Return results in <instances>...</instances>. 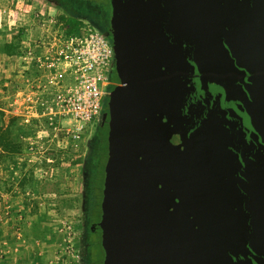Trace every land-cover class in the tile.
<instances>
[{
  "label": "water",
  "instance_id": "1",
  "mask_svg": "<svg viewBox=\"0 0 264 264\" xmlns=\"http://www.w3.org/2000/svg\"><path fill=\"white\" fill-rule=\"evenodd\" d=\"M103 264H264V0H108Z\"/></svg>",
  "mask_w": 264,
  "mask_h": 264
},
{
  "label": "crops",
  "instance_id": "2",
  "mask_svg": "<svg viewBox=\"0 0 264 264\" xmlns=\"http://www.w3.org/2000/svg\"><path fill=\"white\" fill-rule=\"evenodd\" d=\"M23 6L24 0H0V128H6L14 118L11 128L23 146L22 152L14 157L0 150V264H37V258L42 261L39 264H50L48 261L55 257L64 235L57 226H52L51 220L43 221L37 210L32 211L26 197L36 174L35 156L29 150L34 127L20 114L33 99L40 102L33 104L29 114L47 111V103H52L58 91L54 75L63 76L65 65L61 63L55 72L47 65L46 58L53 55L49 52L50 45L43 41L44 30L28 31L22 41H16L18 30L11 23L6 28L7 14L15 16ZM28 7L32 9L33 5ZM10 43L18 44L12 55L5 50ZM27 51L32 53L30 59H26Z\"/></svg>",
  "mask_w": 264,
  "mask_h": 264
},
{
  "label": "rangeland",
  "instance_id": "3",
  "mask_svg": "<svg viewBox=\"0 0 264 264\" xmlns=\"http://www.w3.org/2000/svg\"><path fill=\"white\" fill-rule=\"evenodd\" d=\"M90 1L97 2L106 9L108 7L106 0ZM29 5H33V8L29 9ZM99 8L84 6L74 0H24V6L19 13L16 12L15 16L7 14L4 23L7 24L6 28L10 27L11 23L12 27L18 30L15 32L16 41H22L21 31L22 36H25L28 31L43 30L36 16L39 14L55 17L64 24L66 32H72L82 24V21H87L105 33L107 41L113 45L110 12ZM70 21L77 25H69ZM109 90L111 93L113 88L109 87ZM102 105L106 106L105 101H102ZM51 121L53 120L49 114H43L30 121L34 131L31 134L32 145L29 150L35 156L33 168L36 174L25 194L31 203V210H37L43 221L51 220L52 226H57L58 232L64 235L62 243L55 250V257L48 263L91 264L89 242L92 239L90 228L92 224L88 222L87 199L100 121L88 125L82 140L77 144L64 140L62 134L49 124ZM55 121L64 129L70 127L69 117ZM18 226H15L16 230ZM100 251L98 250L99 260L104 261ZM40 262L42 263L39 258L35 261L37 264Z\"/></svg>",
  "mask_w": 264,
  "mask_h": 264
},
{
  "label": "built area",
  "instance_id": "4",
  "mask_svg": "<svg viewBox=\"0 0 264 264\" xmlns=\"http://www.w3.org/2000/svg\"><path fill=\"white\" fill-rule=\"evenodd\" d=\"M36 16L46 32L43 41L50 45L49 52L53 55L46 58L47 65L53 71L61 63L65 68L63 76L54 75L58 91L52 103H47L48 113L34 111L29 114L33 104L40 102L33 99L20 115L23 114L22 118L27 123L43 114L51 115L53 121L49 124L53 129L60 132L64 140L77 144L88 125L101 119L103 96L116 68V51L107 41L106 34L90 22L82 21L79 27L68 33L64 24L55 17ZM31 57L32 53L27 51L26 59ZM66 117L71 123L69 128L64 129L55 119Z\"/></svg>",
  "mask_w": 264,
  "mask_h": 264
},
{
  "label": "trees",
  "instance_id": "5",
  "mask_svg": "<svg viewBox=\"0 0 264 264\" xmlns=\"http://www.w3.org/2000/svg\"><path fill=\"white\" fill-rule=\"evenodd\" d=\"M81 3L84 6H91L92 8L100 7L99 9L110 12L109 2L107 9L103 6H100L97 2H92L90 0H74ZM98 9V10H99ZM100 12V11H99ZM69 25H77V23H73L72 21L68 22ZM21 31V39L22 33ZM70 33V32H68ZM18 47L16 43H10L5 45V50L9 55L14 54V50ZM118 78V77H117ZM16 120L12 118L10 120V124L4 128H0V150L4 153H9L10 156L14 157L19 155L23 146L20 142L16 140V135L11 128L14 125ZM108 132L109 127L106 125L105 127L99 126V130L96 134V145L95 150L93 152L94 163L90 173L89 179V188H88V199H87V217L89 224L99 223L101 219V203L103 198V185H104V177H105V165L108 159ZM100 228V227H99ZM90 248V260L91 264H102L103 260H99L98 250L102 251L104 258V251L101 246V232L97 236L92 237L89 242ZM100 251V252H101Z\"/></svg>",
  "mask_w": 264,
  "mask_h": 264
},
{
  "label": "flooded vegetation",
  "instance_id": "6",
  "mask_svg": "<svg viewBox=\"0 0 264 264\" xmlns=\"http://www.w3.org/2000/svg\"><path fill=\"white\" fill-rule=\"evenodd\" d=\"M119 84H120V81L117 78L116 70H114V72L110 78V83L108 85L107 91L105 92V94L103 96V101H105L106 106L102 105L101 119H100V125L102 127H105L106 125H108V127H109V106H108L109 99H110L109 87H112L114 89ZM90 228H91V238L94 236H97L99 234V232H101V230L99 228V223H98V226H97V223L92 224Z\"/></svg>",
  "mask_w": 264,
  "mask_h": 264
}]
</instances>
